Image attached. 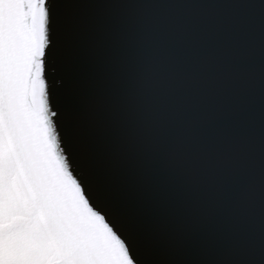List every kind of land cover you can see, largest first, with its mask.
Listing matches in <instances>:
<instances>
[{
	"label": "snow or ice",
	"instance_id": "obj_1",
	"mask_svg": "<svg viewBox=\"0 0 264 264\" xmlns=\"http://www.w3.org/2000/svg\"><path fill=\"white\" fill-rule=\"evenodd\" d=\"M86 2L102 39L96 75L73 91L106 134L102 186L139 229L133 264H235L239 234L264 236V61L250 70L248 47L218 41L252 18L264 37V0ZM252 83L255 139L239 132Z\"/></svg>",
	"mask_w": 264,
	"mask_h": 264
},
{
	"label": "bare ground",
	"instance_id": "obj_2",
	"mask_svg": "<svg viewBox=\"0 0 264 264\" xmlns=\"http://www.w3.org/2000/svg\"><path fill=\"white\" fill-rule=\"evenodd\" d=\"M43 2L46 0H0V118L28 185L46 198L47 204L42 205L46 208L42 215L45 227L58 249L66 247L59 235L71 245L65 254L71 255L67 261L124 264L122 254L117 255L119 250L113 251L117 241L106 236L99 218L86 211L69 184L68 169L61 168L52 146L55 142L58 151L48 128L51 90L45 68L50 51L39 19L43 17ZM78 63V72L69 74L70 87L79 81V75L89 78L91 66ZM77 128L86 132L84 121H79ZM89 159L95 171V187L104 193L98 165L93 157ZM21 223L23 219H17L5 229ZM129 227L125 232L134 238Z\"/></svg>",
	"mask_w": 264,
	"mask_h": 264
},
{
	"label": "water",
	"instance_id": "obj_3",
	"mask_svg": "<svg viewBox=\"0 0 264 264\" xmlns=\"http://www.w3.org/2000/svg\"><path fill=\"white\" fill-rule=\"evenodd\" d=\"M42 36L48 47L46 66V82L51 90V105L48 128L55 154L61 168L68 169L69 184L78 198L86 206V211L99 218L105 235H111L117 241L114 253L119 250L124 264H133L131 257L139 258L142 244L139 229L131 223L127 213L106 191L101 193L94 184L95 171L90 165L89 156L93 157L95 166L98 159L99 138L106 135L84 121V107L79 97L70 87L69 74L78 72L79 63L91 66L89 78L79 75V81L92 79L96 75L94 45L102 39L96 26L102 21L96 15L93 7L86 0H46L41 4ZM41 12V9H40ZM42 13V12H41ZM88 37V38H87ZM262 37L256 25L255 18L232 36L221 37L218 43L227 46L231 43L244 44L250 50L245 59V65L250 70H256L264 61L259 54ZM76 58V61H75ZM78 81V82H79ZM245 104L246 124L239 129L242 135L251 139L259 133L261 99L259 85L252 83L247 86ZM79 121H84L85 130L77 128ZM79 127V126H78ZM78 129V130H77ZM89 142V143H88ZM99 173V169L96 170ZM129 225L134 232V238L126 233ZM17 225L11 226V228ZM127 229V228H126ZM236 250L235 264H264V236L256 227H249L239 234L234 241ZM114 255V254H113ZM116 255V257H117ZM69 255L62 256L60 264L67 261ZM119 264V263H117Z\"/></svg>",
	"mask_w": 264,
	"mask_h": 264
},
{
	"label": "rangeland",
	"instance_id": "obj_4",
	"mask_svg": "<svg viewBox=\"0 0 264 264\" xmlns=\"http://www.w3.org/2000/svg\"><path fill=\"white\" fill-rule=\"evenodd\" d=\"M24 174L0 118V264H56L71 245L59 235L66 247L58 249L43 221L46 198L32 191ZM17 219L23 223L5 229Z\"/></svg>",
	"mask_w": 264,
	"mask_h": 264
}]
</instances>
